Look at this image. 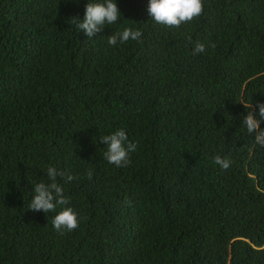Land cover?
Wrapping results in <instances>:
<instances>
[{
    "label": "trees",
    "instance_id": "16d2710c",
    "mask_svg": "<svg viewBox=\"0 0 264 264\" xmlns=\"http://www.w3.org/2000/svg\"><path fill=\"white\" fill-rule=\"evenodd\" d=\"M87 2L0 0V264H264V146L242 125L264 101V0H203L178 28L115 0L92 38L70 22ZM124 27L140 40L109 46ZM117 129L124 167L99 142ZM48 166L76 177L62 235L28 209Z\"/></svg>",
    "mask_w": 264,
    "mask_h": 264
},
{
    "label": "clouds",
    "instance_id": "9594fccd",
    "mask_svg": "<svg viewBox=\"0 0 264 264\" xmlns=\"http://www.w3.org/2000/svg\"><path fill=\"white\" fill-rule=\"evenodd\" d=\"M203 0H148L147 13L151 19L159 25L167 28H178L181 24H187L203 13ZM121 18L120 10L115 0H88L85 5L83 19L73 16L70 20L72 24L82 31L88 38H92L97 32H101L106 25L115 24ZM142 32L132 27H124L108 36L109 46H115L117 43H126L129 40L139 41ZM191 43V38H189ZM215 47V44H210ZM205 52V45L195 42L192 48V54ZM244 107L250 109L247 115L243 117V126L249 135L254 137V142L264 146V128L260 125L264 122V101L256 103L258 112L254 115L252 103L244 104ZM100 143L106 146L103 155L109 164L117 167L126 166L129 161V153L134 152L137 144L128 141L127 134L123 129L104 135L100 138ZM213 162L221 169L227 170L232 161L227 157L220 155L213 156ZM86 175L89 180L92 179L93 170L88 168ZM47 182L41 181L33 185L32 199L28 204V209L49 213H56L52 218L53 228L61 235L64 231H73L79 226V219L74 209L69 206L70 200L64 195V189L59 182L62 179L65 182H71L76 179L64 170L57 169L55 166H48L46 169ZM60 208L57 211V208Z\"/></svg>",
    "mask_w": 264,
    "mask_h": 264
}]
</instances>
